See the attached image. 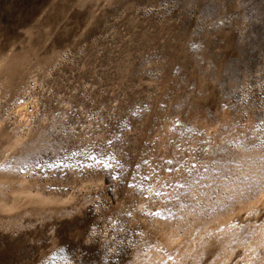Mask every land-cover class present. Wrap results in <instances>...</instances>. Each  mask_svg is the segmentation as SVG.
Returning <instances> with one entry per match:
<instances>
[{
  "label": "rangeland",
  "instance_id": "rangeland-1",
  "mask_svg": "<svg viewBox=\"0 0 264 264\" xmlns=\"http://www.w3.org/2000/svg\"><path fill=\"white\" fill-rule=\"evenodd\" d=\"M0 264H264V0H0Z\"/></svg>",
  "mask_w": 264,
  "mask_h": 264
}]
</instances>
